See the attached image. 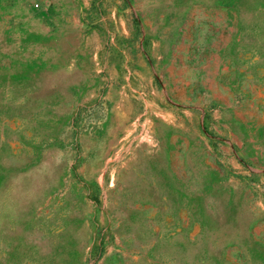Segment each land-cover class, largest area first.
<instances>
[{
  "label": "rangeland",
  "instance_id": "rangeland-1",
  "mask_svg": "<svg viewBox=\"0 0 264 264\" xmlns=\"http://www.w3.org/2000/svg\"><path fill=\"white\" fill-rule=\"evenodd\" d=\"M0 264H264V0H0Z\"/></svg>",
  "mask_w": 264,
  "mask_h": 264
}]
</instances>
